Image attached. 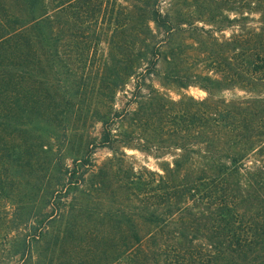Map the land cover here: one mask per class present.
<instances>
[{"label":"trees","instance_id":"16d2710c","mask_svg":"<svg viewBox=\"0 0 264 264\" xmlns=\"http://www.w3.org/2000/svg\"><path fill=\"white\" fill-rule=\"evenodd\" d=\"M234 1L235 12L260 13V24L244 25L245 16L229 20L237 34L218 46L231 49V61L218 65L220 79L201 78L207 99L191 100L181 116L170 118L183 123L186 133L177 146L184 153L164 176L151 173L149 181L134 177L142 205L136 216L121 211L114 221L105 215L111 233L95 242L88 237L86 221H80L87 206L75 214V203L62 200L86 182L94 150L112 148L117 141L111 118L102 116V141L73 168L59 165L56 177L43 186L40 202L34 200L24 210V220L10 224L21 230L19 239H10L17 264H264V0ZM160 2L137 0L131 11L118 6L109 12L120 51V59L106 67L115 76L105 86L110 93L133 76L140 81L156 75L161 59L177 55L173 40L186 31L180 28L185 22L181 14L163 11ZM105 4L110 0H0V199L17 173L21 148H38L41 125L53 134L69 118L68 100L49 79L58 40L82 37L69 28L94 20ZM213 21L218 31L224 30L222 20ZM165 79L181 86L193 83L178 71ZM234 88L246 95L214 100V91ZM149 99L150 113L154 105V111L162 108L157 92ZM195 138L203 149L200 160L193 157L198 152L193 150Z\"/></svg>","mask_w":264,"mask_h":264},{"label":"rangeland","instance_id":"374dc122","mask_svg":"<svg viewBox=\"0 0 264 264\" xmlns=\"http://www.w3.org/2000/svg\"><path fill=\"white\" fill-rule=\"evenodd\" d=\"M135 3L137 0H110V5L105 4L94 20L69 28V32H78L82 37L68 36L58 40V55L49 79L56 93L64 101L68 100L69 118L51 130L53 134L49 133L48 126L41 125L36 135L42 136L36 143L40 145L38 148H21L23 154L17 173L0 199V264H17L18 261L12 256L10 239L14 235L19 239L21 230L10 229V224L20 222L21 218L24 220L22 214L34 200L40 202L43 186L56 177L55 170L59 165L73 168L87 158L88 150L102 141V116L111 118V132L117 141L112 148L97 147L94 150L90 157L92 165L87 167L83 176L86 182L79 184L78 189L72 187L62 200L68 204L75 203V214L80 207L87 206L81 211L84 213L80 221H86L85 228L89 229L88 234H92L88 237L95 242H100L102 235L111 233V224L107 223L110 218L105 215L112 220L121 211H129L136 216L138 207L142 205L136 198L137 189L132 180L141 175L149 181L152 179L149 174L164 176L168 167H174L173 161L184 153L177 144L182 142L181 137L186 132L182 122L178 119L171 122L170 118L181 116L184 108H190L191 100L201 102L207 99L208 93L202 87L205 82L201 78L220 79L218 65L231 61V49L220 51L218 46L223 39L229 40L237 34V27L230 26L229 20L245 16L249 19L243 24L249 26L259 25L261 17L257 11L248 13L245 8L233 11L234 0H161L163 11L181 14L185 22L180 28L186 31L173 40L174 46L179 47L177 55L161 59L156 75L140 81L133 76L125 81L124 88L110 93L105 86L115 76L110 77L106 67L120 59V51L116 47L114 21H109V12L112 9L116 12L118 6L131 11ZM213 20H222L220 24L224 30L218 31V24ZM174 71L193 83L181 86L165 79L169 72ZM152 92L162 97V108L154 111V105L150 113L148 104ZM214 93L215 101H230L246 95L240 88ZM122 114L126 115L123 120ZM189 132L194 134L195 129ZM222 141L225 140H220L217 146ZM201 147L195 138L193 150L198 152L193 157L197 160H200ZM153 177L155 179L151 182L158 183L159 177ZM45 210L50 209L47 207ZM136 221L139 224V219Z\"/></svg>","mask_w":264,"mask_h":264}]
</instances>
